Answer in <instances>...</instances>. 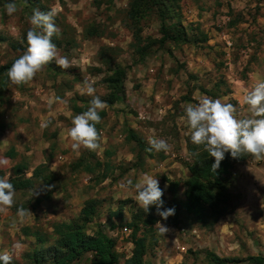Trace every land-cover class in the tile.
Here are the masks:
<instances>
[{
    "label": "rangeland",
    "instance_id": "374dc122",
    "mask_svg": "<svg viewBox=\"0 0 264 264\" xmlns=\"http://www.w3.org/2000/svg\"><path fill=\"white\" fill-rule=\"evenodd\" d=\"M6 2L0 0V66L23 55L26 33L33 27L29 17L38 9L55 13L57 56H67L71 67L62 70L52 61L31 81L8 85L0 101V162L6 161L0 163V174L10 176L12 166L24 162L31 176L47 154L51 158L45 164L52 171L75 166L77 174L59 176L60 182L72 187L69 199L55 206L43 201L35 210L27 206L24 217L13 207L33 200L40 182L35 190L15 192V204L0 210L4 219L0 251L12 253L16 264H34L36 238L22 235L19 227L39 225L51 231L54 221L77 217L88 195L101 201L88 232L100 228L115 238L120 253L116 264L131 256L136 224L147 247L143 264H259L249 256H264V155H250L232 166L225 196L209 207L203 221L184 211L163 221L155 212L157 221L169 229L165 235L159 233L157 221L134 218L140 209L135 191L122 189L120 183L136 182L148 174L157 177L167 205L185 199L189 164L194 160L190 149L203 148L190 141L185 108L207 97L233 104L237 118L250 115L244 97L264 81V0H144L136 20L129 13L132 0H41L43 10L34 2L15 0L17 12L12 16L5 14ZM177 23L186 27L189 42H152L163 37V24ZM138 26L143 43H150L144 51L134 45L133 31ZM117 67L125 70L119 89L107 80ZM85 80L105 101V114L100 111L99 147L74 151L68 131L73 116L86 111L91 100L84 90ZM57 97L67 103H58ZM149 137L165 139L169 150L148 151ZM137 139L144 141L145 150L139 149ZM12 149L17 155L9 157ZM97 161L104 165L97 166ZM87 163L94 167V180L82 173ZM105 172L108 176L99 181ZM170 181L177 182L175 193L169 190ZM60 182L57 193L63 191ZM110 211H121L122 217ZM193 228L197 234L190 232ZM212 254L225 262L213 261ZM92 260V252H87L71 264H92ZM50 262L47 256L45 264Z\"/></svg>",
    "mask_w": 264,
    "mask_h": 264
},
{
    "label": "clouds",
    "instance_id": "9594fccd",
    "mask_svg": "<svg viewBox=\"0 0 264 264\" xmlns=\"http://www.w3.org/2000/svg\"><path fill=\"white\" fill-rule=\"evenodd\" d=\"M5 14L12 16L17 12L15 0H7L4 4ZM55 13L51 10L42 12L34 9L29 17L33 26L26 33V49L15 59L6 71V76L12 85L19 86L31 81L42 68L55 61L62 70L71 67L67 56H57V45L52 37L59 34L54 22ZM85 93L91 97L86 111L73 116L68 135L71 138V148L74 151L86 148L95 150L99 147V133L96 125L100 122V111L105 108V101L96 95L92 82H83ZM58 103H67L60 97ZM244 103L248 107L249 116L237 118L236 108L231 103H222L220 99L202 98L195 106L185 108V119L190 129V141L196 146H202L209 157L214 158L211 171L216 172L224 160L225 154L239 158L242 154L255 157L264 155V81H260L245 95ZM49 122L42 123L47 127ZM148 151L167 152L170 145L163 138L149 137ZM198 154V153H194ZM0 163H6L0 162ZM120 187L135 191V200L145 213L152 206L161 220L166 221L174 215V208H164L162 199L164 190L159 186L157 177L143 174L134 182L132 179L122 180ZM15 186L10 176H0V210L11 208L15 204ZM36 193V191L33 193ZM29 210L17 207L16 214L24 217ZM158 231L165 235L169 231L166 224L157 221ZM18 248L19 244H14ZM0 264H13V254L0 251Z\"/></svg>",
    "mask_w": 264,
    "mask_h": 264
},
{
    "label": "trees",
    "instance_id": "16d2710c",
    "mask_svg": "<svg viewBox=\"0 0 264 264\" xmlns=\"http://www.w3.org/2000/svg\"><path fill=\"white\" fill-rule=\"evenodd\" d=\"M27 1L34 2V4L40 6L42 10L44 9V5L41 0ZM146 1L147 0H145V2ZM143 5L144 0H132L129 13L133 20H136V17L141 14L140 12ZM161 16H164L163 13ZM162 30L163 37L161 39H155L152 42H164L167 39L181 42H189L191 40L186 27L182 23H177L173 27H168L166 24H163ZM95 31V29H92L90 32L91 34H94ZM133 37L135 40L134 45L138 51H144L150 46L149 41L143 43L141 27H136L133 31ZM204 39H206V36ZM52 40L55 42L57 38L53 36ZM13 61L0 66V101L4 99L5 90L10 84L6 76V71L11 66ZM124 74L125 70L121 67H117L113 73L107 77V80L114 83L115 89H119L122 87L121 81ZM102 113L105 114L104 111H102ZM99 126L100 125L98 123L96 125L98 132ZM132 135L135 136L134 133ZM137 140L139 149L145 150L146 145L144 141L141 139ZM190 152L192 153L194 160L191 164H189L190 176L186 182L187 188L184 192L185 199L178 201H176L177 199H174L175 201H171L170 205H167V201L164 197H162V199L164 201V208L175 209V216H178L181 211H184L194 213L198 221H203L209 215V207L211 208L218 205L225 196L228 186V174L232 166L235 163L246 161L251 154H242L241 157L234 159L226 153L224 160L220 163L219 169H217L214 173L211 171V165L214 162V158L209 157L208 153L204 151L203 148L200 152H197V149L195 150L194 148H191ZM15 155H17V153H15L13 149L8 152L9 157H14ZM49 158L51 157L47 154L46 162ZM46 162L33 168L31 176H27L29 171L27 163L17 162L12 166L10 179L15 186L16 192H21L26 189L29 191L35 190L37 189V183L40 182L39 190L37 189L36 192L38 194L34 195L33 200H29L26 205L23 204L14 206V211L17 210V207L25 209L27 206H30L33 210H35L41 202L52 198L57 188L56 183L57 181L60 182V179L59 175L52 171L47 164H45ZM102 165H104V163L97 161V166ZM84 171L93 173L94 167L90 163H87L84 166ZM0 176L3 175L0 174ZM107 176V172L103 173L99 181H103ZM90 179H93V176H91ZM169 190L175 193L177 191V182L170 181ZM125 203L127 204V202ZM100 204L101 201L99 199H95L94 197L86 199L84 206L77 217H72L67 221H54L51 231H45L39 227V225H36L37 227H34V225L24 227V235H33L37 241L36 247L38 248H35L33 251V255H35L33 263L45 264L47 256H50V264H71L72 261L80 258L87 252H92L93 254L92 264L118 263L120 253L117 250V242L115 238L100 228L93 233L88 232V223L95 219ZM155 212L156 209L154 206L150 208L148 213H145L140 207V209L134 214V218H144V222L153 223L157 221ZM110 213L111 215H118L122 217L121 211H110ZM137 229L138 225L136 224L132 233L134 243L132 254L126 258L124 264L144 263V255L147 250L145 237L138 236ZM211 258L217 263L225 262V259L217 254H212ZM249 260L262 264L264 263V256H249ZM13 264L16 263L13 261Z\"/></svg>",
    "mask_w": 264,
    "mask_h": 264
},
{
    "label": "crops",
    "instance_id": "0c3cea01",
    "mask_svg": "<svg viewBox=\"0 0 264 264\" xmlns=\"http://www.w3.org/2000/svg\"><path fill=\"white\" fill-rule=\"evenodd\" d=\"M238 92V91H237ZM46 162V161H45ZM55 170V169H54ZM57 170H59V171H54V172H58V175L59 176H64V175H66V174H77V169L75 168V166H73V168L72 169H70V168H68L67 170H65V169H57ZM83 174H87L89 177H91V176H94V174H92V173H89V172H86V171H84V172H82ZM74 175V176H75ZM91 175V176H90ZM66 179V178H65ZM64 179V180H65ZM60 181H63V180H60ZM60 186H61V188L60 189H62L63 191L62 192H60V193H57V191L58 190H56L55 192H54V194H53V196H52V198L51 199H49V200H45V201H49L50 202V204H53L54 206H55V203L56 202H59L60 200L62 201V200H65V199H69V197H71V193H68V189H69V191L70 190H72V187L70 186V185H66V183H61L60 182ZM58 189H59V187H58ZM64 192V193H63ZM86 197V198H85ZM84 200H86V199H88V198H91V197H88V195H86V196H84ZM69 201H71V198H70V200ZM129 205H131V202H130V204ZM66 206V205H65ZM69 207H71V204H69ZM67 210H64V212H66ZM70 211V210H69ZM68 211V212H69ZM13 212H16V211H13ZM48 219L47 220H49V219H51V217H47ZM55 219H57V220H60V218L59 217H54ZM67 217H65L64 216V218H62L61 220H65V221H67V219H66ZM55 219H53V220H55ZM2 220V221H1ZM3 218H0V221L1 222H3ZM18 220H21V218L20 219H18ZM11 221V218L9 219V218H7L6 219V222H10ZM23 225H21L20 227H19V230H20V233L22 232L23 233V230L25 229L24 227H22ZM30 226H32V225H30ZM15 227H17V225L15 226ZM18 230V229H17ZM22 235H24V234H22Z\"/></svg>",
    "mask_w": 264,
    "mask_h": 264
},
{
    "label": "built area",
    "instance_id": "2783aa9c",
    "mask_svg": "<svg viewBox=\"0 0 264 264\" xmlns=\"http://www.w3.org/2000/svg\"><path fill=\"white\" fill-rule=\"evenodd\" d=\"M182 230L185 231L186 227H182ZM190 232H192L193 234H197L198 233V229L197 228H193V229L190 230Z\"/></svg>",
    "mask_w": 264,
    "mask_h": 264
}]
</instances>
